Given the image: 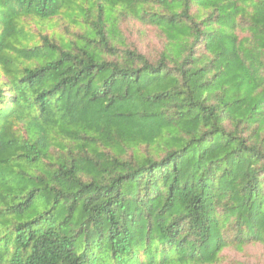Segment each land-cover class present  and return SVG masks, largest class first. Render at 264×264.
<instances>
[{
	"label": "trees",
	"instance_id": "1",
	"mask_svg": "<svg viewBox=\"0 0 264 264\" xmlns=\"http://www.w3.org/2000/svg\"><path fill=\"white\" fill-rule=\"evenodd\" d=\"M83 2L0 0V264H216L264 246V0ZM72 5V38L23 42V19ZM117 10L162 34L157 57L125 42Z\"/></svg>",
	"mask_w": 264,
	"mask_h": 264
},
{
	"label": "rangeland",
	"instance_id": "2",
	"mask_svg": "<svg viewBox=\"0 0 264 264\" xmlns=\"http://www.w3.org/2000/svg\"><path fill=\"white\" fill-rule=\"evenodd\" d=\"M81 1V0H77ZM82 3L83 0H82ZM90 5L89 2L86 3ZM117 10L113 16L119 19V28L124 36L125 42L131 47H137L141 51L157 57L164 46V37L154 27L143 24L132 16L119 15ZM83 15L77 5H72L59 16L45 21H38L34 18H26L21 21V26L26 33L23 42L34 44L38 41L40 33L53 35L60 39H70L74 32L80 28ZM7 81L6 73L0 67V85ZM264 261V246L250 245L242 250L225 249L220 261L216 264H239L257 263Z\"/></svg>",
	"mask_w": 264,
	"mask_h": 264
}]
</instances>
